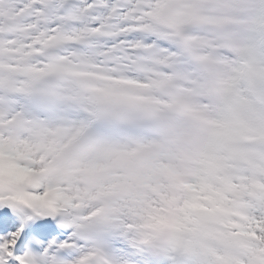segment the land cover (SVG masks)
I'll use <instances>...</instances> for the list:
<instances>
[{"label":"snow or ice","instance_id":"1","mask_svg":"<svg viewBox=\"0 0 264 264\" xmlns=\"http://www.w3.org/2000/svg\"><path fill=\"white\" fill-rule=\"evenodd\" d=\"M0 264H264V0H0Z\"/></svg>","mask_w":264,"mask_h":264}]
</instances>
